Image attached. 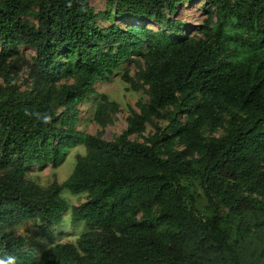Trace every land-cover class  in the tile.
I'll list each match as a JSON object with an SVG mask.
<instances>
[{
  "label": "trees",
  "instance_id": "16d2710c",
  "mask_svg": "<svg viewBox=\"0 0 264 264\" xmlns=\"http://www.w3.org/2000/svg\"><path fill=\"white\" fill-rule=\"evenodd\" d=\"M92 1L0 0V264H264V0H204L194 35L170 18L192 0ZM114 18L134 24L99 26ZM129 64L122 80L148 100L126 130L78 131L94 86ZM20 68L27 89L9 82ZM118 109L101 94L93 120ZM77 145L63 182L29 179ZM68 211L84 232L53 243Z\"/></svg>",
  "mask_w": 264,
  "mask_h": 264
},
{
  "label": "rangeland",
  "instance_id": "374dc122",
  "mask_svg": "<svg viewBox=\"0 0 264 264\" xmlns=\"http://www.w3.org/2000/svg\"><path fill=\"white\" fill-rule=\"evenodd\" d=\"M204 4V0H192L188 4H183L180 6L175 15L170 18L184 22L187 25L188 33L190 35H194L197 33V28L205 16L202 13V7ZM91 6L96 12H104L106 10H110L113 13L115 12V8L110 7L107 4V0H93L91 2ZM131 24H134V21L131 22L114 18L112 23L102 20L99 23V26L102 28H107L111 25H116L125 28ZM146 25L154 30L162 29V24L160 23H146ZM30 54H32L31 50H25V53L21 51L20 53L21 60L26 61L28 65L30 64V59L28 56ZM126 69H128L129 78H134L137 69L129 64L120 70L116 76L110 78L107 81H99L94 86L93 95L90 96L87 101L79 107L80 114L79 124L77 126L78 131L90 135H98V133H101L103 140L112 141L116 136L120 135L126 130L132 114L134 112L138 113V108L136 106L138 100H148L144 90H132L131 85L122 80V74ZM9 82H12V84L16 83L21 89H27L32 86V81L28 77L25 68H20L18 73L14 75ZM0 86H5V82L1 78ZM101 94L107 95L110 101H114L119 105L118 111L112 115L111 122L105 126V128H102L93 120L96 101ZM170 110L172 109L170 108ZM164 115L168 116L167 113H164ZM154 123L158 126L161 125L162 127H165L169 122L165 119H154ZM153 131V126L147 124L144 132L138 135H132L130 138L133 141L143 142L145 138L153 133ZM84 154L85 149L83 145L72 146L69 148L65 160L58 168L54 169L50 165L39 168L34 167L28 173V177L30 180L39 183L43 187H48L53 181L61 183L72 173L76 157L78 155ZM62 197L67 201L69 206L79 205L87 198L86 194L74 195L68 191H64L62 193ZM198 206L200 209L205 208L203 202H199ZM69 213L70 211L65 213L64 223L55 234L53 243L74 241L81 233L84 232V229L82 228L83 226H71ZM21 230L31 234L35 233L37 229L33 225H28L22 227ZM256 239L257 238H253L252 240L256 241ZM43 245L46 246V243H43ZM248 251L250 250L246 248L245 253Z\"/></svg>",
  "mask_w": 264,
  "mask_h": 264
}]
</instances>
